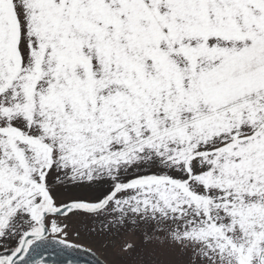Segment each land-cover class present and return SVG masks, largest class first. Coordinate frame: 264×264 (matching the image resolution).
<instances>
[{
	"label": "snow or ice",
	"instance_id": "obj_1",
	"mask_svg": "<svg viewBox=\"0 0 264 264\" xmlns=\"http://www.w3.org/2000/svg\"><path fill=\"white\" fill-rule=\"evenodd\" d=\"M73 220L264 264V0H0V264H81Z\"/></svg>",
	"mask_w": 264,
	"mask_h": 264
},
{
	"label": "rangeland",
	"instance_id": "obj_2",
	"mask_svg": "<svg viewBox=\"0 0 264 264\" xmlns=\"http://www.w3.org/2000/svg\"><path fill=\"white\" fill-rule=\"evenodd\" d=\"M91 226V222L81 225L75 220L70 221L68 241L74 245L84 246L88 253L94 255L102 264H138L136 254L142 246L136 234L126 232L115 236L94 237L87 234ZM76 232L80 234L77 236ZM127 243L133 244L135 250L122 251L123 245Z\"/></svg>",
	"mask_w": 264,
	"mask_h": 264
},
{
	"label": "flooded vegetation",
	"instance_id": "obj_3",
	"mask_svg": "<svg viewBox=\"0 0 264 264\" xmlns=\"http://www.w3.org/2000/svg\"><path fill=\"white\" fill-rule=\"evenodd\" d=\"M93 255H91L90 253H89V255H87V256H84V257H82V259H81V264H92V262H91V257H92ZM97 259V258H96ZM98 260V259H97ZM99 261V260H98ZM100 264H102L101 262H100Z\"/></svg>",
	"mask_w": 264,
	"mask_h": 264
},
{
	"label": "crops",
	"instance_id": "obj_4",
	"mask_svg": "<svg viewBox=\"0 0 264 264\" xmlns=\"http://www.w3.org/2000/svg\"><path fill=\"white\" fill-rule=\"evenodd\" d=\"M69 233V232H68Z\"/></svg>",
	"mask_w": 264,
	"mask_h": 264
}]
</instances>
